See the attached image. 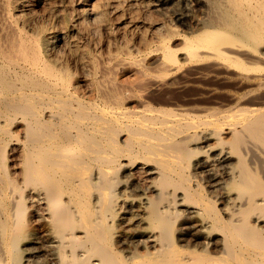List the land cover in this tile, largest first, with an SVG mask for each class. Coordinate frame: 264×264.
<instances>
[{
    "label": "bare ground",
    "instance_id": "6f19581e",
    "mask_svg": "<svg viewBox=\"0 0 264 264\" xmlns=\"http://www.w3.org/2000/svg\"><path fill=\"white\" fill-rule=\"evenodd\" d=\"M0 264H264V0H0Z\"/></svg>",
    "mask_w": 264,
    "mask_h": 264
}]
</instances>
